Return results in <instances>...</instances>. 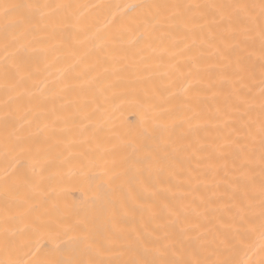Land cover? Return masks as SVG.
Segmentation results:
<instances>
[{
  "label": "snow or ice",
  "instance_id": "obj_1",
  "mask_svg": "<svg viewBox=\"0 0 264 264\" xmlns=\"http://www.w3.org/2000/svg\"><path fill=\"white\" fill-rule=\"evenodd\" d=\"M81 7L0 0V154L7 162L0 174V264H236L213 259L216 252L200 229L209 213L219 211L213 206L223 204L233 213V248L243 247L252 232L264 240V0L127 5L128 12L142 10L130 43L141 63L151 58L146 49L160 58L155 74L163 93L140 139L111 149L97 141L102 126L92 123L86 104L70 98L95 83L89 73L76 72L82 60L69 41L94 42L80 27ZM104 59L97 55L95 64ZM41 66L43 81L37 79ZM94 142L98 155L76 150ZM60 145L68 153L63 163L104 161L115 198L104 210L102 230L88 220L64 228L66 247L56 252H67L65 258L24 260L17 237L50 227L27 218L29 190L54 177L44 168L37 172L35 164L31 176L22 169ZM136 211L139 226L125 232L121 212Z\"/></svg>",
  "mask_w": 264,
  "mask_h": 264
},
{
  "label": "bare ground",
  "instance_id": "obj_2",
  "mask_svg": "<svg viewBox=\"0 0 264 264\" xmlns=\"http://www.w3.org/2000/svg\"><path fill=\"white\" fill-rule=\"evenodd\" d=\"M9 2L22 3L25 0H9ZM47 2L83 6L76 10L81 18L80 27L87 29L95 37L94 42L84 44H78L69 38L82 60L76 72H87L90 77L95 78L93 86H86L84 95L80 97L72 95L70 98L80 105L86 104V111L93 114L92 123L97 127L102 126L96 133L97 141L105 148L111 149L113 145L139 140V133L145 126L152 124L153 118L160 111L163 89L160 78L155 74L160 58L152 54L151 49H146L145 54L150 55L151 58L148 64L140 62L138 48L130 41L134 38V30L142 19V10L128 12L126 6L160 3L165 0H47ZM101 37H106L107 41H102ZM94 45H102V48ZM153 47L159 51L161 47L159 39L153 42ZM2 55V44H0V56ZM97 55H105L102 64H95ZM163 60L165 62L168 60L167 54H164ZM105 68L108 69L107 72ZM46 76L47 72L41 66L37 79L43 81ZM2 99L3 94L0 92V101ZM59 103L60 101H57V106ZM76 118L79 120V117ZM84 123L87 124L88 121ZM2 136L3 129L0 127V138ZM95 149L94 142L91 145L78 144L76 150L91 151L98 155ZM60 153L62 155L57 159ZM67 156L68 153L63 150V145H60L29 161V164L22 169L31 176L32 169L29 165L35 164L37 172L44 168L47 169L46 176L54 177L51 184L45 182L29 190L30 201L24 206L27 218L38 219L39 222L50 227H45L36 235L26 231L23 236L17 237V243L24 246L21 252L24 260L46 261L65 258L67 252L58 253L56 249L66 247L64 244L66 237L62 233L69 224L88 220L97 229L102 230L104 227V210L108 206V201L115 198L107 183L108 177L104 176V161H98L96 166L89 165L87 160L63 163ZM6 164L5 158L0 154V174L3 173ZM101 176H104L103 187H101ZM53 189L55 194L50 198L48 194ZM3 200V193L0 191V204ZM213 207L218 208L219 211L209 213L208 219L200 229L205 234L210 247L216 252L213 259L236 262V264H246V262L260 264L264 260V252L260 250L264 240L260 237L259 231L249 233L243 247L233 248L231 243V232L235 229V225L232 224L233 213L223 204ZM121 217L123 222L120 227L125 232L131 231L140 224L139 211L129 212L126 217L121 212ZM60 221L66 223L61 224ZM20 227L23 228L24 223H21ZM24 252L27 255H24ZM4 258L2 236H0V259Z\"/></svg>",
  "mask_w": 264,
  "mask_h": 264
}]
</instances>
